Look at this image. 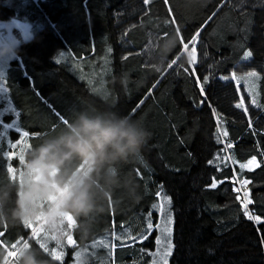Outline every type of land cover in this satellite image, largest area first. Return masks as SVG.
Returning <instances> with one entry per match:
<instances>
[{"label": "trees", "instance_id": "obj_1", "mask_svg": "<svg viewBox=\"0 0 264 264\" xmlns=\"http://www.w3.org/2000/svg\"><path fill=\"white\" fill-rule=\"evenodd\" d=\"M12 18L34 37L0 68L2 119L29 133L12 153L18 131L0 136V264H73L81 250V264H152L158 192L174 213L170 264H264V0H0ZM250 72L255 95L236 80ZM124 116L150 133L140 151L100 161L67 147L82 118ZM38 165L56 168L75 220L58 256L22 214L20 177ZM85 189L92 208L77 212Z\"/></svg>", "mask_w": 264, "mask_h": 264}, {"label": "rangeland", "instance_id": "obj_2", "mask_svg": "<svg viewBox=\"0 0 264 264\" xmlns=\"http://www.w3.org/2000/svg\"><path fill=\"white\" fill-rule=\"evenodd\" d=\"M7 22V23H4ZM21 37V39L23 40H30L34 37V34L31 32V25L29 22H27L26 20H19L18 18H12L9 20H0V58H5L6 56H8V54L10 53L11 50H13L14 46L18 44L19 42V38ZM17 43V44H16ZM185 51V50H184ZM4 67V65L2 63H0V68ZM3 70V68H2ZM253 73V72H250ZM250 73L247 74H242V75H237L236 76V80H238L239 83H244V86L246 88V90L249 93H252L253 95L256 94V92L259 90V75L258 73H256V76L253 77L250 75ZM1 93L3 92L2 90H0ZM257 161L254 160L253 163L248 164V168H253L254 166H256ZM32 170L29 171V174L31 176H36V180L41 182V183H45V185L48 186H52V185H56L55 181H54V173L56 171L55 167H52L50 169H46L44 167L41 166H35L33 168H31ZM32 173H36V175H33ZM57 190V195L59 196V194L62 193V190L58 187H56ZM162 196L159 197L158 200H155L154 204H159L161 202ZM169 198V197H168ZM66 197L63 199V201H61V204L59 207L56 208V206H53L51 209V212L53 214L50 215H46L47 211H44V213H41L38 215L37 213H34V215L32 216L31 220H30V227L34 230L35 226L37 223H39V228L38 230L36 229L34 231V233L38 236L39 233L41 235H43V239L47 240V239H54L56 241V246L54 247H58L59 249H56L55 252L53 251V254L58 256V253L60 252V248L64 247L65 249V245L62 241V236L65 235V233H67L69 231V229H67L66 227L63 228L64 223L67 220H70L72 222V226L75 224V220H74V216L73 214L69 211L63 208V205L65 203ZM59 204V202H58ZM165 209L166 211L170 214L171 216V220L172 223L169 226L170 227V243L172 245L171 248V254L167 256L166 259V264H170V258L174 249V242H173V229H174V213L171 207V203L170 205L165 204ZM50 208L48 209V211H50ZM111 208L113 211V202L111 201ZM151 212V216H152V220L153 221V215L154 213L158 214V222L161 223V225L163 226V220L161 219V213L158 210H154L152 208V206L150 207V211ZM67 219V220H66ZM153 224V223H152ZM155 225L153 224V229L154 230ZM157 230V234L155 237V249L152 250V264H161V261L164 260V257L162 255V246L157 244V238L159 237L162 241L165 238V234L159 230ZM62 232V233H61ZM67 241L69 242V244L74 245V240L72 239V237L67 236ZM82 251V250H81ZM61 253V252H60ZM78 254V252H77ZM16 256V253H12V258H14ZM83 259V254H80L78 256V260H75L73 264H81Z\"/></svg>", "mask_w": 264, "mask_h": 264}, {"label": "clouds", "instance_id": "obj_3", "mask_svg": "<svg viewBox=\"0 0 264 264\" xmlns=\"http://www.w3.org/2000/svg\"><path fill=\"white\" fill-rule=\"evenodd\" d=\"M121 83L125 81L121 80ZM80 130L85 135L75 140L70 139L67 147L71 152L99 158L100 161L140 151L150 135L146 128L130 122L129 116L120 118L115 124L82 118ZM72 203L77 212L87 213L92 208L86 189L81 191Z\"/></svg>", "mask_w": 264, "mask_h": 264}, {"label": "snow or ice", "instance_id": "obj_4", "mask_svg": "<svg viewBox=\"0 0 264 264\" xmlns=\"http://www.w3.org/2000/svg\"><path fill=\"white\" fill-rule=\"evenodd\" d=\"M145 3H147V0H145ZM198 36H199V32H196L190 39V41L188 43H184L183 44V48L185 51H187L188 53V56H189V63L191 65H194L195 62H196V47H195V44L197 42V39H198ZM191 45V48H190V51H189V47ZM60 57H63L65 55L64 52H61L59 53ZM251 56V53L250 52H247L245 53V58L247 57H250ZM5 60L6 58H0V63H2L4 66H5ZM58 62V61H57ZM175 63V62H173ZM171 67V65H170ZM3 71L0 70V85L3 84ZM251 76L255 77L256 76V73H250ZM226 79H228L229 77H225ZM205 83L207 82V77H205ZM201 91L203 92V87L201 88ZM237 108H243V104L242 103H238L235 105ZM257 107H262L261 105L257 104L256 105ZM13 110L12 109H8V112H12ZM4 114H8L7 112H3V111H0V136H4L6 134V132L8 130H16L18 131L19 135H18V138L15 142H12L11 140H9V147H10V153H12L13 151H11V149H19L20 147L23 146V144L27 141L28 137H29V133L27 131H20L18 128H17V125L15 122L13 121H9V122H5L3 121L2 119V116ZM18 115V114H16ZM0 151H2V149H0ZM254 161L250 160L248 163L251 164L253 163ZM209 163H213V161H210ZM243 167V166H242ZM213 186H215V184H213ZM157 197H161V193L158 192L157 194ZM171 201H170V198L164 196L162 197L161 199V202L159 204H154L152 205V208L154 210H158L160 213H161V219L163 220V226L161 225L160 222H158L156 225H155V228L156 229H159L161 230L164 234H165V238L164 240L162 241L159 237L157 238V244L158 245H161L162 246V255L164 257V260L161 261V264H166V259H167V256L171 254V248H172V245L170 243V225L172 223V220H171V216L170 214L166 211L165 209V204H168L170 205ZM247 214V212H246ZM251 218V217H249ZM258 222H259V218H257ZM153 229V224L151 222V212L149 213V219H148V224H147V232L150 234L151 230ZM146 238V237H145Z\"/></svg>", "mask_w": 264, "mask_h": 264}, {"label": "crops", "instance_id": "obj_5", "mask_svg": "<svg viewBox=\"0 0 264 264\" xmlns=\"http://www.w3.org/2000/svg\"><path fill=\"white\" fill-rule=\"evenodd\" d=\"M254 103L261 105L260 95L258 93L254 99ZM20 180L23 184L22 214H23L24 220L26 221L30 222L34 213H37L38 215L40 214V212L44 213V211H46L48 207H51V208H50V211H48L46 215L53 214L51 212L52 207L53 206H56V208L59 207L61 204V201H63V199L66 197L67 192L62 193L60 196L57 195V190H56L57 185H52V186L47 187L45 183H41L37 181L36 176H31L30 174L22 175L20 177ZM65 227L67 229H70L72 227V222L70 220H67L63 225V228ZM38 228H39V223L37 226H35L33 230V234L36 229L38 230ZM56 249H59V248L55 247L53 248V251L55 252ZM80 254H82V251H78V254H76V260H78V256Z\"/></svg>", "mask_w": 264, "mask_h": 264}]
</instances>
